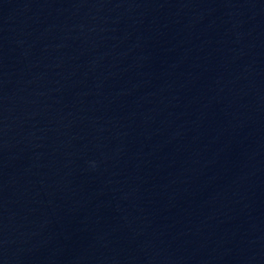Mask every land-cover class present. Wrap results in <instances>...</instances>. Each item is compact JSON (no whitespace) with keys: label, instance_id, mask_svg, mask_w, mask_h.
Returning a JSON list of instances; mask_svg holds the SVG:
<instances>
[{"label":"water","instance_id":"95a60500","mask_svg":"<svg viewBox=\"0 0 264 264\" xmlns=\"http://www.w3.org/2000/svg\"><path fill=\"white\" fill-rule=\"evenodd\" d=\"M0 264H264V92L0 0Z\"/></svg>","mask_w":264,"mask_h":264}]
</instances>
